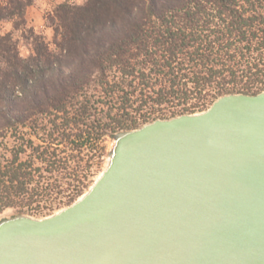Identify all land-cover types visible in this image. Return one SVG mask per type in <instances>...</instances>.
I'll use <instances>...</instances> for the list:
<instances>
[{
	"label": "trees",
	"instance_id": "trees-1",
	"mask_svg": "<svg viewBox=\"0 0 264 264\" xmlns=\"http://www.w3.org/2000/svg\"><path fill=\"white\" fill-rule=\"evenodd\" d=\"M30 2H0V19ZM52 21L58 52L0 35V210L72 202L105 136L264 90V0L64 1Z\"/></svg>",
	"mask_w": 264,
	"mask_h": 264
},
{
	"label": "water",
	"instance_id": "water-1",
	"mask_svg": "<svg viewBox=\"0 0 264 264\" xmlns=\"http://www.w3.org/2000/svg\"><path fill=\"white\" fill-rule=\"evenodd\" d=\"M0 264H264V90L115 133L71 204L0 220Z\"/></svg>",
	"mask_w": 264,
	"mask_h": 264
},
{
	"label": "rangeland",
	"instance_id": "rangeland-1",
	"mask_svg": "<svg viewBox=\"0 0 264 264\" xmlns=\"http://www.w3.org/2000/svg\"><path fill=\"white\" fill-rule=\"evenodd\" d=\"M64 1H68L74 4H84L86 2V0H31V2L27 6H25L23 15L21 17L14 16L13 18L6 17L0 19V35L10 33L12 39L17 45L19 54L23 57H28L32 55L33 41L35 37L42 38L44 42L49 45L50 50H52L53 52H58L59 50L54 44L52 15L56 5ZM0 2L5 4L8 3V0H0ZM113 135L105 136L102 139V146H104L102 158L98 161V164L95 165V173L91 177V180L89 181L88 185L83 189L82 193L78 197H80L92 185L94 180L104 170L106 164V156L113 143ZM72 202L62 205L44 215H32L29 213L24 214H29L36 217H43L66 207ZM18 213L22 212H19L18 209L12 207L5 208L3 210H0V220Z\"/></svg>",
	"mask_w": 264,
	"mask_h": 264
}]
</instances>
